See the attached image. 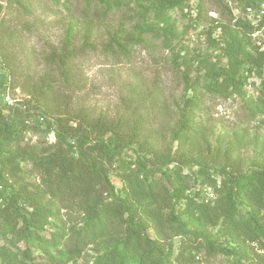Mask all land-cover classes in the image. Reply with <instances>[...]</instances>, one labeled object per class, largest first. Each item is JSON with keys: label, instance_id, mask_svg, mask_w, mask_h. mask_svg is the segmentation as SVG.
<instances>
[{"label": "rangeland", "instance_id": "374dc122", "mask_svg": "<svg viewBox=\"0 0 264 264\" xmlns=\"http://www.w3.org/2000/svg\"><path fill=\"white\" fill-rule=\"evenodd\" d=\"M197 1L190 0L187 6L169 10L164 22L153 18V6L146 0H91L89 4L87 0H29L22 2L23 9L9 0H0V24H4L0 30V76H9L5 92L17 103L31 98L34 88L50 83L56 90L52 108L59 114L84 109L108 122L124 121L123 135L138 132L139 141L153 143L154 151L160 153L170 147L171 158L177 148L175 133L188 119L183 100L195 92L200 103L194 109L195 117L188 119L191 131L185 133L194 145L183 149L191 157L164 166L184 173H196L205 167L217 174L220 183L219 173L227 164V153L230 160L238 159L239 172L235 176L243 179H233V183L238 182L242 190L252 171L264 168V66L261 75L239 68L236 76L240 88H230L224 94L216 92L210 72L230 71L233 62L222 50V31L213 30L211 36L208 32L223 24L240 41L246 54L257 56L264 50V27L249 32L242 25L255 24L257 13L264 16V0H259L262 4L256 14H246L241 0H201L197 13L192 10ZM116 37L132 39L126 57L108 54L105 46ZM63 50L75 52L71 60L73 80L68 83L63 81L62 69L45 62L48 55L61 54ZM0 103L5 104L2 96ZM54 140L53 134L39 131H28L23 138L24 143L38 148H45ZM137 156L141 158L143 153L132 144L121 158L130 163ZM149 158L151 155L147 154L146 159ZM22 166L25 169L15 178L0 170V196H7L21 182L39 185L40 176L29 172L27 165ZM114 166L110 181L120 194L124 185L118 177L120 167ZM226 186L232 189L230 182ZM204 187L207 192L213 191ZM59 218L67 229L86 224L76 209L70 213L61 211ZM191 220L188 227L194 229L198 223ZM54 224L51 220L45 227L46 236L52 233ZM201 229L210 239L222 240L217 227ZM184 240L172 239L164 252L165 264H175ZM16 243L23 249L18 237L8 229L0 230V246L19 259ZM31 250L33 254L40 252L35 247ZM51 252L55 262L73 264L72 258L62 257V248ZM250 252L259 253L254 245ZM99 254L89 247L74 262L92 264ZM198 255L200 261L196 264H231L221 255Z\"/></svg>", "mask_w": 264, "mask_h": 264}, {"label": "trees", "instance_id": "16d2710c", "mask_svg": "<svg viewBox=\"0 0 264 264\" xmlns=\"http://www.w3.org/2000/svg\"><path fill=\"white\" fill-rule=\"evenodd\" d=\"M9 1L23 9L22 2L29 0ZM146 1L153 6V18L165 22L169 10L187 6L190 0ZM200 1L190 7L197 13ZM90 2L87 0V4ZM241 3L246 14L247 9L256 14L262 4L259 0ZM3 25L2 22L0 30ZM242 26L249 32L259 31L264 27V16L253 25L245 22ZM216 29L224 34L222 50L233 62L232 70L209 74L214 90L224 94L230 88H240L236 76L239 68L261 75L264 50L250 56L225 25L217 24L208 35ZM132 43L128 37H116L105 48L112 56L126 57ZM74 55L75 52L63 50L61 54L48 55L45 62L62 69L63 81L68 83L73 80ZM8 77L0 76V97L8 88ZM30 95L31 98L14 106L0 103L1 172L15 178L25 164L29 172L40 176L39 185L21 182L7 196H0V230L8 229L24 246L20 249L15 244L19 259L0 246V264H66L63 260L55 262L52 255V250L60 248L64 252L62 257L72 258L76 264L74 259L80 258L89 247L100 253L92 264H165V249L176 237L185 240L175 256V264L199 263V253L204 258L221 255L230 259L231 264H264V168L253 170L246 187L239 190L238 182L233 183V179H243L235 176L239 172L238 159L230 160L227 153V164L219 173L220 183L217 174L205 167L196 173H184L164 166L191 157L183 149L194 145L185 133L191 131L188 119L195 117L194 109L200 103L195 92L183 100L188 119L175 133L177 148L173 159L170 147L160 153L154 151L153 143L139 141L138 132L123 135L124 121L108 122L84 109L59 114L52 108L56 90L50 83L34 88ZM28 131L53 134L55 140L45 148H38L23 142ZM132 144L143 156L126 163L121 156ZM147 154L151 159H146ZM114 165L120 167L118 177L124 185L120 194L110 181ZM226 182L231 183L232 189L228 190ZM204 186L213 191L207 192ZM73 209L83 215L84 227L62 226L61 211L70 213ZM192 218L198 223L194 229L188 227ZM51 220L54 229L46 236L43 232ZM203 226L217 227L222 240L210 239L201 229ZM252 245L259 253L251 254ZM32 247L40 252L33 254Z\"/></svg>", "mask_w": 264, "mask_h": 264}, {"label": "built area", "instance_id": "2783aa9c", "mask_svg": "<svg viewBox=\"0 0 264 264\" xmlns=\"http://www.w3.org/2000/svg\"><path fill=\"white\" fill-rule=\"evenodd\" d=\"M251 12L252 11L250 9H247V13H251ZM256 17L259 20L260 17H261V14H258ZM1 96H2V98L4 100V103L6 104V106H14L15 105V101L10 98L8 92H5L4 91V93ZM209 197H212V195L210 194Z\"/></svg>", "mask_w": 264, "mask_h": 264}]
</instances>
